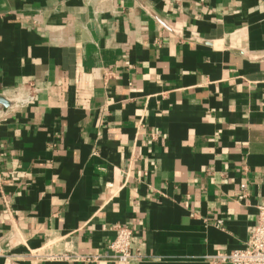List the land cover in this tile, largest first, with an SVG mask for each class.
Segmentation results:
<instances>
[{
	"label": "crops",
	"instance_id": "obj_1",
	"mask_svg": "<svg viewBox=\"0 0 264 264\" xmlns=\"http://www.w3.org/2000/svg\"><path fill=\"white\" fill-rule=\"evenodd\" d=\"M0 96V264H116L118 226L134 264L247 247L264 205V0H0Z\"/></svg>",
	"mask_w": 264,
	"mask_h": 264
},
{
	"label": "built area",
	"instance_id": "obj_2",
	"mask_svg": "<svg viewBox=\"0 0 264 264\" xmlns=\"http://www.w3.org/2000/svg\"><path fill=\"white\" fill-rule=\"evenodd\" d=\"M29 101L34 100L35 94L38 92L34 85H29ZM3 117L0 111V119ZM242 194L240 200L248 197V186H241ZM117 237L110 245L113 252L111 260L116 264H134L139 262L143 255L136 246V237L134 231L130 227H116ZM45 261H61L71 259L63 254H48L38 256ZM75 260L85 263H96L100 261L99 257H80L74 256ZM217 263L223 264H264V205L258 208L257 225L248 241L247 247L242 250H236L231 253L221 254L216 257Z\"/></svg>",
	"mask_w": 264,
	"mask_h": 264
},
{
	"label": "water",
	"instance_id": "obj_3",
	"mask_svg": "<svg viewBox=\"0 0 264 264\" xmlns=\"http://www.w3.org/2000/svg\"><path fill=\"white\" fill-rule=\"evenodd\" d=\"M0 106L3 108L4 112H8L12 108L13 103L6 99L5 97L0 96Z\"/></svg>",
	"mask_w": 264,
	"mask_h": 264
}]
</instances>
